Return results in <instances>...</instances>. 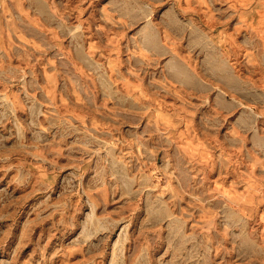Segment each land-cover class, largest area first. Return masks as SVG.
Returning a JSON list of instances; mask_svg holds the SVG:
<instances>
[{
  "label": "rangeland",
  "instance_id": "rangeland-1",
  "mask_svg": "<svg viewBox=\"0 0 264 264\" xmlns=\"http://www.w3.org/2000/svg\"><path fill=\"white\" fill-rule=\"evenodd\" d=\"M0 264H264V0H0Z\"/></svg>",
  "mask_w": 264,
  "mask_h": 264
}]
</instances>
